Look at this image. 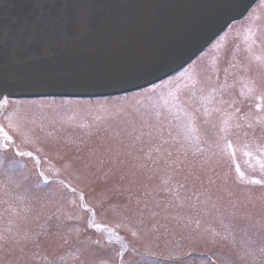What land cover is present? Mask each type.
<instances>
[{
  "label": "rangeland",
  "instance_id": "374dc122",
  "mask_svg": "<svg viewBox=\"0 0 264 264\" xmlns=\"http://www.w3.org/2000/svg\"><path fill=\"white\" fill-rule=\"evenodd\" d=\"M0 102V264H264V0L149 87Z\"/></svg>",
  "mask_w": 264,
  "mask_h": 264
},
{
  "label": "water",
  "instance_id": "95a60500",
  "mask_svg": "<svg viewBox=\"0 0 264 264\" xmlns=\"http://www.w3.org/2000/svg\"><path fill=\"white\" fill-rule=\"evenodd\" d=\"M256 0H0V100L5 96H112L172 74ZM70 13L80 27L25 50L11 37L24 5ZM96 23L88 27L90 18ZM124 81L122 88L107 86ZM136 85V86H134ZM126 89V90H125Z\"/></svg>",
  "mask_w": 264,
  "mask_h": 264
},
{
  "label": "snow or ice",
  "instance_id": "6c2138e0",
  "mask_svg": "<svg viewBox=\"0 0 264 264\" xmlns=\"http://www.w3.org/2000/svg\"><path fill=\"white\" fill-rule=\"evenodd\" d=\"M37 7L47 9L54 6L47 4L24 5V8L26 9L24 15L14 23L11 29V37L15 44L18 55L23 56L25 50L30 49L31 47L38 45L47 39H50L57 33H63L70 36L74 30L81 26L76 20H74L70 13H62L58 15L57 13L52 12L50 15L43 13L37 15L32 11V9ZM95 23L96 17H92L87 22V26L91 27ZM124 83L126 82L116 81L107 86L122 88ZM257 107H259V105H257ZM4 147L7 148L8 145L5 144ZM229 147H231V145H229ZM19 155L23 156L24 153L21 152ZM261 166L264 167V164ZM253 183L260 184L262 181L254 180Z\"/></svg>",
  "mask_w": 264,
  "mask_h": 264
},
{
  "label": "bare ground",
  "instance_id": "6f19581e",
  "mask_svg": "<svg viewBox=\"0 0 264 264\" xmlns=\"http://www.w3.org/2000/svg\"><path fill=\"white\" fill-rule=\"evenodd\" d=\"M257 1V0H256ZM201 54V53H200ZM199 54V55H200ZM150 86V85H149ZM149 86H146V87H149ZM140 90L142 89V88H139ZM136 90H138V89H136ZM133 91H135V90H133ZM34 97V96H33ZM44 97V96H43ZM45 97H50V96H45ZM26 99H29V98H26ZM2 102H0V104H1ZM2 105V108H4V104H1Z\"/></svg>",
  "mask_w": 264,
  "mask_h": 264
},
{
  "label": "flooded vegetation",
  "instance_id": "af4514ba",
  "mask_svg": "<svg viewBox=\"0 0 264 264\" xmlns=\"http://www.w3.org/2000/svg\"><path fill=\"white\" fill-rule=\"evenodd\" d=\"M1 104H2V103H1ZM1 104H0V112H1V111H2V109H3ZM3 139H4V138H3ZM4 148H5V147H4ZM4 148H3V149H4ZM13 148H15L14 144H13ZM42 180H44V178H43V177H42Z\"/></svg>",
  "mask_w": 264,
  "mask_h": 264
}]
</instances>
